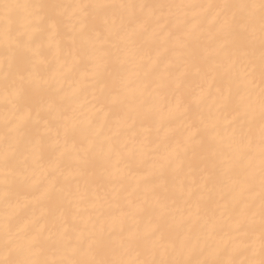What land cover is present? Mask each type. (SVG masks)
I'll return each instance as SVG.
<instances>
[{
    "label": "bare ground",
    "instance_id": "bare-ground-1",
    "mask_svg": "<svg viewBox=\"0 0 264 264\" xmlns=\"http://www.w3.org/2000/svg\"><path fill=\"white\" fill-rule=\"evenodd\" d=\"M0 264H264V0H0Z\"/></svg>",
    "mask_w": 264,
    "mask_h": 264
}]
</instances>
